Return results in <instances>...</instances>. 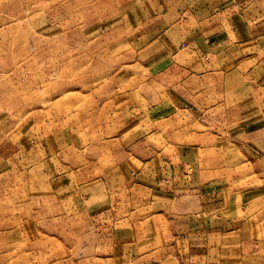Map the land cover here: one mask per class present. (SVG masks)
I'll list each match as a JSON object with an SVG mask.
<instances>
[{
  "label": "crops",
  "instance_id": "crops-1",
  "mask_svg": "<svg viewBox=\"0 0 264 264\" xmlns=\"http://www.w3.org/2000/svg\"><path fill=\"white\" fill-rule=\"evenodd\" d=\"M85 1L133 53L111 126L166 137L118 161L136 196L106 225L104 258L124 248L136 264H255L264 195L236 185L240 164L264 174V0Z\"/></svg>",
  "mask_w": 264,
  "mask_h": 264
},
{
  "label": "rangeland",
  "instance_id": "rangeland-1",
  "mask_svg": "<svg viewBox=\"0 0 264 264\" xmlns=\"http://www.w3.org/2000/svg\"><path fill=\"white\" fill-rule=\"evenodd\" d=\"M92 7L0 0V264H136L124 248L104 258L106 225L136 196L118 161L137 141L142 158L166 137L127 139L133 129L111 126L117 80L136 68L117 24L100 18L102 4ZM247 166L236 186L264 195V174H243ZM261 221L255 264H264Z\"/></svg>",
  "mask_w": 264,
  "mask_h": 264
}]
</instances>
